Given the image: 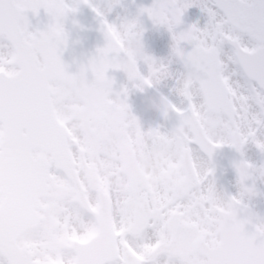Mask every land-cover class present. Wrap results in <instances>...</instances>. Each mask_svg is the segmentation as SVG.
<instances>
[{"label": "snow or ice", "instance_id": "6c2138e0", "mask_svg": "<svg viewBox=\"0 0 264 264\" xmlns=\"http://www.w3.org/2000/svg\"><path fill=\"white\" fill-rule=\"evenodd\" d=\"M80 2L100 17L105 44L70 71L62 59L64 20L77 9L65 0H0V264H264V217L245 202L254 194L246 181L254 171L264 177V167L235 163L240 190L225 196L211 163L224 146L243 155L249 140L264 152L257 138L264 128V0H154L140 9L167 27L186 69L175 91L187 106L162 96L163 117L174 112L179 121L170 132L143 130L127 103L129 88L115 90L109 76L123 71L144 91L172 76L169 66L144 53L142 74L141 61L126 56L127 38L141 44L138 22L117 27L91 0ZM192 6L207 13L204 27L176 31ZM41 8L50 22L30 30L28 13ZM81 71L97 101L68 119ZM188 72L197 73L190 83ZM110 132L123 139L113 142ZM168 135L183 162L177 178L142 185L130 157ZM221 200L236 212L227 245L215 234Z\"/></svg>", "mask_w": 264, "mask_h": 264}, {"label": "clouds", "instance_id": "9594fccd", "mask_svg": "<svg viewBox=\"0 0 264 264\" xmlns=\"http://www.w3.org/2000/svg\"><path fill=\"white\" fill-rule=\"evenodd\" d=\"M126 56L131 63L143 59V47L135 38H127ZM196 76V72H188L184 80L186 83H190ZM73 86L81 91L78 96L73 98V107L76 110L70 113L68 119L87 113L91 105L97 101V89L92 84L87 71L79 73L73 80ZM148 105L162 116L167 110V103L162 96L158 100L149 98ZM109 136L115 143H119L123 139L119 132H110ZM173 160L176 161V167L165 169V163H171ZM182 163L175 147V139L171 135L161 137L146 145L142 151L132 155L128 161L130 172L138 178L142 185L174 181L177 178V169L182 166ZM235 215V209L227 201L221 200L215 207V234L219 243L225 245L230 243L234 236L231 221Z\"/></svg>", "mask_w": 264, "mask_h": 264}, {"label": "rangeland", "instance_id": "374dc122", "mask_svg": "<svg viewBox=\"0 0 264 264\" xmlns=\"http://www.w3.org/2000/svg\"><path fill=\"white\" fill-rule=\"evenodd\" d=\"M76 1L78 0H65V3L73 5ZM91 3L98 8L100 11H102L105 16H107L110 19V22L112 24L115 23V20L118 18V15L120 16V12L116 10V7L122 6L124 9H129L130 5L126 0H91ZM132 9H129L131 11ZM185 13L187 16L192 20V18L196 19V23L198 22V26L202 27L201 24L199 23L198 19H205V23L207 22V13L202 12L200 7L198 6H192L189 7ZM29 21L31 24L30 30H34L37 24H39L42 21H45L47 19H51L49 15L44 11L43 8L39 10L38 15H34L33 13L29 12L28 13ZM127 17H132L135 18V15L132 14L131 12L128 13ZM127 22V21H126ZM124 22V23H126ZM65 23V22H64ZM167 41V38L166 40ZM158 86L163 90V92L168 93L167 86L161 85L160 83ZM177 102H181L182 98L177 94V97L175 99ZM138 105V104H137ZM130 110L132 114L136 117L140 116V114L147 119L146 125L148 129L150 128H155L157 126L160 127V130L162 132H170L166 130V127L159 121L154 119L155 112L152 108L149 107L147 104L145 107H143V110L141 108H137L134 106L130 107ZM143 128V127H142ZM143 130L147 131V128L144 126ZM258 133V132H257ZM246 157L250 159L251 164L254 166V169L258 170L262 167H264V152H261L256 145L249 140L248 146L246 148ZM254 179L255 182L258 185V190L256 193L251 195L250 197H246L249 201L253 203V205L257 208V211L259 212L260 217L262 216V210L264 207V177H260L258 171H254ZM232 182L230 183V185ZM239 189L236 188L234 189V192L238 191Z\"/></svg>", "mask_w": 264, "mask_h": 264}]
</instances>
